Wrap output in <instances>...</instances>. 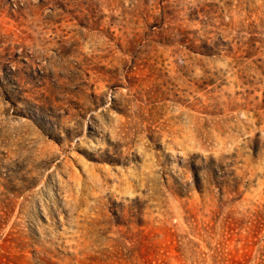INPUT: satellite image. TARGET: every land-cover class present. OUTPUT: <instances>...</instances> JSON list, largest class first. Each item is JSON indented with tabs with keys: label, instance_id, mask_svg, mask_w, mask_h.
Returning a JSON list of instances; mask_svg holds the SVG:
<instances>
[{
	"label": "rangeland",
	"instance_id": "rangeland-1",
	"mask_svg": "<svg viewBox=\"0 0 264 264\" xmlns=\"http://www.w3.org/2000/svg\"><path fill=\"white\" fill-rule=\"evenodd\" d=\"M0 264H264V0H0Z\"/></svg>",
	"mask_w": 264,
	"mask_h": 264
}]
</instances>
